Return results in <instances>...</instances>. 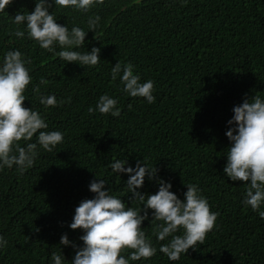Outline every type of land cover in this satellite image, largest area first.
I'll list each match as a JSON object with an SVG mask.
<instances>
[{
	"label": "trees",
	"instance_id": "obj_1",
	"mask_svg": "<svg viewBox=\"0 0 264 264\" xmlns=\"http://www.w3.org/2000/svg\"><path fill=\"white\" fill-rule=\"evenodd\" d=\"M54 7L49 11L57 23L69 29L88 31V18L101 17L85 49H78L100 48L101 61L95 67L66 64L27 34L17 38L14 32L26 25L13 18L34 11L35 0H13L0 13V58L19 49L31 60L24 107L43 116L45 131L64 133L63 143L52 152L39 149L23 174L15 167L0 171V235L8 241L0 264H50L64 234L82 246V231L68 225L80 202L94 197L89 190L94 179L106 180L110 194L139 208L126 194L128 175L111 173L114 159L155 166L181 200L186 185L197 184L218 213L204 244L172 262L159 252L165 242L156 239L158 222L151 225L149 210L142 227L158 251L132 264H264V219L241 203L246 182H233L223 172L233 107L253 96L264 98V0H104L88 13ZM118 62L131 63L142 83L154 81L155 103L129 97L119 77L111 79ZM103 94L118 99L119 117L89 114ZM41 95H55L58 105L45 108ZM158 187L146 178L140 191L155 194ZM61 251L69 261L75 255L72 247Z\"/></svg>",
	"mask_w": 264,
	"mask_h": 264
},
{
	"label": "clouds",
	"instance_id": "obj_2",
	"mask_svg": "<svg viewBox=\"0 0 264 264\" xmlns=\"http://www.w3.org/2000/svg\"><path fill=\"white\" fill-rule=\"evenodd\" d=\"M187 0H182L186 3ZM13 3V0H0V13ZM104 0H35L34 11L19 13L13 18L16 25H26V30H17L14 35L35 41L40 48L53 53L59 59L75 63L82 67H95L101 61L98 47L91 51L85 49L89 31L95 32L101 17L93 15L88 18V31L79 26L71 29L67 24L57 23V18L49 9L68 8L88 13L92 8L102 5ZM59 48L60 51H56ZM31 60L25 58L19 49L7 51L0 58V171L5 168L23 174L30 169L38 157L39 149L52 152L58 144L63 143L61 131L48 129L43 116L32 107H24L27 99L25 92L32 81ZM111 79L123 85V92L129 97H142L147 103L156 102L154 81L141 82L139 75L134 74L131 63H116L111 68ZM41 79L40 84L46 85ZM39 91V88L35 89ZM39 102L45 108L56 107L55 95H41ZM62 103V101L60 102ZM118 99L108 94L99 97L95 108L88 112H99L103 115L119 117L121 109ZM233 116L227 121L225 135L230 141L226 151L227 162L223 168L224 175L231 181L246 182L245 194L241 203L251 208L261 219H264V98L253 96L251 99L234 106ZM35 136V142H31ZM25 143L20 146V141ZM128 160L114 159L108 167L112 174L128 175L126 194L139 202V208L128 207L121 197L110 194L106 188L107 181L94 179L89 184L92 199H85L75 208V214L68 227L81 230L78 246L69 240L67 234L60 238V252H53L50 264H132V262L149 260L157 254V247L143 230L142 224L149 219L153 222L154 235L161 242L159 252L169 261H178L182 254L204 244L206 235L213 230L218 213L210 210L207 198L197 184H187V191L181 200L171 191L172 183L158 178V169L146 162L137 161L135 167L126 166ZM158 183L155 194L142 193L145 179ZM143 212V214H141ZM179 233V234H178ZM8 241L0 235V249L6 248ZM61 246L72 247L75 255L67 260ZM131 250L127 257L122 253Z\"/></svg>",
	"mask_w": 264,
	"mask_h": 264
}]
</instances>
